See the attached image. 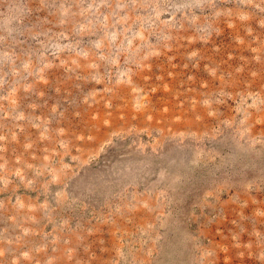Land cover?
<instances>
[{
	"label": "rangeland",
	"instance_id": "1",
	"mask_svg": "<svg viewBox=\"0 0 264 264\" xmlns=\"http://www.w3.org/2000/svg\"><path fill=\"white\" fill-rule=\"evenodd\" d=\"M0 264H264V0H0Z\"/></svg>",
	"mask_w": 264,
	"mask_h": 264
}]
</instances>
